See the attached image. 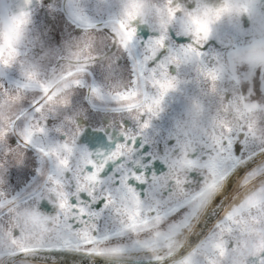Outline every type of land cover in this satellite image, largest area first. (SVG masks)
I'll return each mask as SVG.
<instances>
[{
  "label": "snow or ice",
  "instance_id": "snow-or-ice-1",
  "mask_svg": "<svg viewBox=\"0 0 264 264\" xmlns=\"http://www.w3.org/2000/svg\"><path fill=\"white\" fill-rule=\"evenodd\" d=\"M27 18L23 13L13 30L18 32ZM212 23L209 12L193 17L186 24L192 44L172 50L168 33L145 43L138 41L134 23L114 22L106 50L126 58L121 62L128 84L110 101L139 115L115 122L77 118L73 124L68 113L69 120L56 130L63 141L51 145H33L37 134L48 135V119L24 127L22 144L50 160L51 170L46 195L29 206L0 186V264H264V132L246 121L234 129L217 117L203 136L176 137L164 145L147 135L164 97L175 88L170 67L201 58L199 48ZM8 49L4 59L0 48L6 65L16 55L10 43ZM89 67L77 72L85 75ZM200 71L206 79L219 78L215 68ZM74 83L83 87L82 79ZM90 91L105 101L101 87ZM50 96L43 88L26 101L29 116L38 118ZM9 161V153H0V172ZM41 199L50 210H38Z\"/></svg>",
  "mask_w": 264,
  "mask_h": 264
},
{
  "label": "flooded vegetation",
  "instance_id": "flooded-vegetation-1",
  "mask_svg": "<svg viewBox=\"0 0 264 264\" xmlns=\"http://www.w3.org/2000/svg\"><path fill=\"white\" fill-rule=\"evenodd\" d=\"M203 2L215 7L220 0ZM126 3L127 0H0V24L6 30L10 44L18 38L21 29L13 30L14 21L23 13L28 14V39L19 52L11 46L16 55L7 65L0 61V153L10 154L8 168L0 172V186L22 206H29L46 195V181L51 170L50 160L22 144L20 133L28 123L35 128L48 119V135L40 137L37 134L33 137V145L39 141L51 145L63 141L56 130L63 120H69L68 113L73 124L77 118L97 116L115 122L121 117L139 115L118 110L122 106L110 101L111 95L127 87L128 77H98L92 67L85 75L77 72L84 65L124 64L121 61L126 58L121 57L122 53L106 50L108 36L117 19L136 25L138 41L146 43L147 38L168 33V47L172 50L192 44L193 38L187 32L186 24L198 17L201 0H171V3L169 0H148V14L142 20L138 19L140 8L126 11ZM109 8L113 9L110 14L106 12ZM182 11H187L188 16L185 17ZM162 16L168 19L166 24L160 23ZM89 24L91 28L87 27ZM262 25L264 0H254L251 11L245 15L210 25V36L199 51L209 57L208 67L216 69L219 78L215 81L202 74L194 75L195 68L192 70L194 77H179L183 75H178L176 65L170 67L175 88L164 97L162 110L152 119L147 133L152 142L166 145L176 137L183 140L206 135L217 117L223 118L234 129L244 121L254 129L255 122L250 113L256 110L257 77H239L240 62L232 60L230 54L242 45L253 43ZM125 36L130 39L127 33ZM8 51L4 59L8 58ZM224 59L229 63L226 64ZM29 75L34 77L33 81L28 80ZM77 79L83 80L82 88L75 86ZM258 79L260 89H263L264 77ZM23 84H30V87L19 88ZM92 87L103 89L105 101L91 96ZM144 87L141 86V91ZM43 88H47L51 96L43 113L33 119L25 102L40 95ZM150 91L155 93L156 90ZM139 99L142 96L133 97L129 104ZM78 131L83 134V128ZM93 134H98L95 129ZM12 140L16 141L15 147L11 145ZM50 209L47 200L41 199L38 210ZM25 211L27 209H21L20 213Z\"/></svg>",
  "mask_w": 264,
  "mask_h": 264
},
{
  "label": "clouds",
  "instance_id": "clouds-1",
  "mask_svg": "<svg viewBox=\"0 0 264 264\" xmlns=\"http://www.w3.org/2000/svg\"><path fill=\"white\" fill-rule=\"evenodd\" d=\"M254 0H220V3L215 6H209L207 3L201 0V11L197 14L199 18H203L205 11L213 13V24L217 21L232 20L233 18L249 13L253 7ZM126 7L128 10L140 8L141 14L138 19H143L148 14V0H127ZM224 9H230V11H224ZM220 12L219 19H215L214 14ZM182 14L187 17L188 12L182 11ZM28 39L27 23H25L19 33L18 38L13 40L11 46L19 52L25 41ZM9 41L7 39L6 30L3 25L0 24V48H3L4 53L8 51ZM231 59L242 63L248 68L264 69V25H262L257 31V38L253 43L247 47H243L238 51H233Z\"/></svg>",
  "mask_w": 264,
  "mask_h": 264
},
{
  "label": "rangeland",
  "instance_id": "rangeland-1",
  "mask_svg": "<svg viewBox=\"0 0 264 264\" xmlns=\"http://www.w3.org/2000/svg\"><path fill=\"white\" fill-rule=\"evenodd\" d=\"M106 12L110 14L113 12V9L109 8L106 10ZM159 21L161 24H164V23L166 24L168 19L162 16L159 19ZM247 46H249V44L242 45L241 48L247 47ZM208 58L209 57H205L201 55V58L198 61L196 60L185 61L181 59L179 63L176 64V67L179 69L178 75H181V74L183 75L179 77H194V75H200L201 68H205V69L209 68L208 62H207ZM224 60L226 64L229 63L227 59H224ZM90 67H92L95 70L98 77H128L127 67L125 63L123 65L90 66ZM194 68L196 69V72L193 75L192 70ZM255 71H256V74H255ZM239 73H240L239 77H257L258 86H257L256 94L254 95L256 110H254L253 114L252 112L250 114L254 118L253 119L255 122L254 129L258 132H264V88L260 89L259 79H258V77H264V70L259 69V68H248L247 66H244L242 63H240ZM169 75H171L170 72H169ZM248 113L249 111L247 110V117H248Z\"/></svg>",
  "mask_w": 264,
  "mask_h": 264
}]
</instances>
